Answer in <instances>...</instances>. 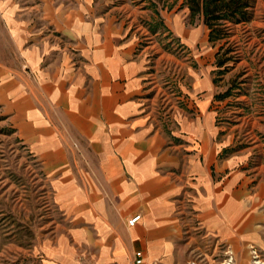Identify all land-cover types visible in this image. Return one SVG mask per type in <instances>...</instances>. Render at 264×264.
Segmentation results:
<instances>
[{
  "label": "crops",
  "instance_id": "1",
  "mask_svg": "<svg viewBox=\"0 0 264 264\" xmlns=\"http://www.w3.org/2000/svg\"><path fill=\"white\" fill-rule=\"evenodd\" d=\"M135 6L0 0V27L20 58L0 62V103L44 160L68 220L41 246L44 264H180L203 229L233 253L264 246L260 145L220 127L221 67L192 70L189 110L175 106L177 128L164 123L149 46L139 49L131 29ZM172 20L199 44L198 32Z\"/></svg>",
  "mask_w": 264,
  "mask_h": 264
},
{
  "label": "rangeland",
  "instance_id": "2",
  "mask_svg": "<svg viewBox=\"0 0 264 264\" xmlns=\"http://www.w3.org/2000/svg\"><path fill=\"white\" fill-rule=\"evenodd\" d=\"M99 1L102 6L124 2L136 5L137 20L131 29L138 35L139 49L149 46L150 71L154 72V82L160 84L157 108L170 127L179 126L172 118L175 106L188 108L190 72L215 68L216 52L218 58L230 59L218 70V121L220 127L234 128L242 143L259 142V154L254 157L257 164H263L264 181V0H251L252 20L229 24L230 36L214 44L209 41L203 14H190L186 0ZM177 16L187 29L200 34L197 46L174 31L172 19ZM0 54L5 55L0 62L19 66L20 58L1 27ZM252 129L250 139L245 133ZM48 172L44 160L20 139L0 103V264H44L41 246L65 232L68 220L55 202ZM198 236L196 244L183 250L180 264H264L263 245L250 243L233 253L205 229Z\"/></svg>",
  "mask_w": 264,
  "mask_h": 264
},
{
  "label": "trees",
  "instance_id": "3",
  "mask_svg": "<svg viewBox=\"0 0 264 264\" xmlns=\"http://www.w3.org/2000/svg\"><path fill=\"white\" fill-rule=\"evenodd\" d=\"M192 15L203 14L210 29V41L229 37L230 25H240L252 20L251 0H186ZM228 50L225 54H228ZM219 56V54H218ZM230 59L218 58V66L225 67Z\"/></svg>",
  "mask_w": 264,
  "mask_h": 264
},
{
  "label": "built area",
  "instance_id": "4",
  "mask_svg": "<svg viewBox=\"0 0 264 264\" xmlns=\"http://www.w3.org/2000/svg\"><path fill=\"white\" fill-rule=\"evenodd\" d=\"M140 218H141V216L140 215H137V216L133 217L132 219H130L128 221V224L130 226H134L140 220ZM139 262H140V260H139Z\"/></svg>",
  "mask_w": 264,
  "mask_h": 264
}]
</instances>
